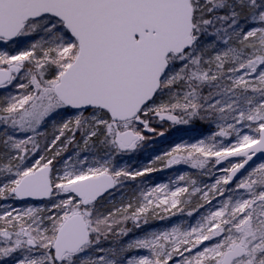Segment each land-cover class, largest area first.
Here are the masks:
<instances>
[{
	"label": "snow or ice",
	"instance_id": "6c2138e0",
	"mask_svg": "<svg viewBox=\"0 0 264 264\" xmlns=\"http://www.w3.org/2000/svg\"><path fill=\"white\" fill-rule=\"evenodd\" d=\"M0 264H264V0H0Z\"/></svg>",
	"mask_w": 264,
	"mask_h": 264
},
{
	"label": "rangeland",
	"instance_id": "374dc122",
	"mask_svg": "<svg viewBox=\"0 0 264 264\" xmlns=\"http://www.w3.org/2000/svg\"><path fill=\"white\" fill-rule=\"evenodd\" d=\"M191 126H176L175 129L169 131L158 130V132H163V136L153 135L150 133H145L149 136V140L146 141L142 150L134 154L133 158L128 161L133 166L144 165L148 160L155 155L161 154L162 151L169 149L174 142H182V140L192 141L194 138H198L200 135L199 129L201 126H195L197 131H189ZM206 131V129H204ZM181 171H186L187 168L183 165L177 166ZM177 169L165 170L162 172H155L151 174L152 181H163L169 177L176 174Z\"/></svg>",
	"mask_w": 264,
	"mask_h": 264
},
{
	"label": "trees",
	"instance_id": "16d2710c",
	"mask_svg": "<svg viewBox=\"0 0 264 264\" xmlns=\"http://www.w3.org/2000/svg\"><path fill=\"white\" fill-rule=\"evenodd\" d=\"M177 127L178 126H180V127H184V126H186V125H176ZM176 126H172V125H170V124H168V123H165V124H163V126H160V127H158L157 129L158 130H163V131H169V130H171V129H175V127ZM195 126H200V125H195Z\"/></svg>",
	"mask_w": 264,
	"mask_h": 264
}]
</instances>
